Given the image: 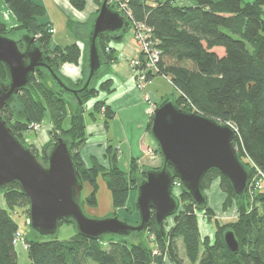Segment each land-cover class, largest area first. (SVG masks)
<instances>
[{
	"label": "trees",
	"instance_id": "obj_1",
	"mask_svg": "<svg viewBox=\"0 0 264 264\" xmlns=\"http://www.w3.org/2000/svg\"><path fill=\"white\" fill-rule=\"evenodd\" d=\"M4 1L15 15L17 25L9 26L0 20V34L13 37L16 32H27L36 36L38 44L52 56V63L59 72L65 63L80 62L82 49L77 42L66 46L51 45L52 24L45 20L46 8L42 3ZM70 1L76 9H85L86 0ZM98 1L100 6L102 0ZM128 9L134 21L151 26L159 39L158 71H147L146 82L157 75L167 77L175 87L177 95L173 98L179 107L229 123L236 129L233 145L251 172L248 189L237 199L228 179L215 167L205 173L202 186L205 191L213 179L220 176L221 188L227 193L225 205L235 201L239 215L227 221L213 217L208 202L198 207L182 186L178 191L173 190L179 208L165 219L163 230L157 226L154 215L146 230L155 235L159 254H154L146 240L135 239L139 232L125 237L105 235L94 239L77 231L69 239H59L54 236L44 238L30 228L32 235L27 236L26 248L30 264H87L88 259L96 264H163L165 254L168 264H264V186L258 188L253 180L258 172L264 175V0H195L193 5H179L175 0H129ZM86 29L81 35L84 40ZM124 34H105L99 39L104 67L117 59L111 43L123 39ZM220 48L222 54L218 53ZM86 71L84 66L83 75L76 80L62 77L72 86H81ZM96 78L90 93L80 103L60 92L47 71L40 70L31 75L30 85L16 96L15 101L4 106L1 114L16 136L27 145L25 133L33 123H42L48 110L52 119L49 141L41 150L34 145L27 146L46 164L47 150L53 141L58 137L68 139L83 180L92 185L88 202L97 203L96 178L102 174L111 192L113 215L131 220L125 216L131 218L134 213L137 217L139 214L135 205L129 206L130 192L137 190L145 169L141 176L137 175L136 158L131 160L129 170L121 169L119 154L113 152L112 146L107 150L110 153L108 164L96 156L85 163L80 154L87 140L85 115L88 113L96 119L103 113L106 124L115 116V110L106 100L97 98L100 92H111V81L106 79L96 85ZM0 79L3 82L8 79L1 64ZM91 98L95 101L87 111L85 103ZM73 101L75 105L71 106ZM150 127L151 121L149 130ZM0 197L4 201L0 203V264H20L16 250L20 243H15V239L21 230L11 212L20 207L29 214V199L18 182L0 189ZM119 211L126 215L121 217ZM199 212L208 215L207 220L213 218L215 231L212 235L202 234ZM228 230L234 232L240 243L235 252L224 241ZM180 248H184V253Z\"/></svg>",
	"mask_w": 264,
	"mask_h": 264
},
{
	"label": "water",
	"instance_id": "obj_2",
	"mask_svg": "<svg viewBox=\"0 0 264 264\" xmlns=\"http://www.w3.org/2000/svg\"><path fill=\"white\" fill-rule=\"evenodd\" d=\"M129 24L109 0H102L85 35L87 75L81 86H72L62 77L36 36L27 32L18 37L0 34V64L8 78L6 82L0 79V189L19 183L29 199L30 227L40 235H54L61 221H72L80 234L90 238L125 237L147 229L153 215L162 231L165 219L179 208L173 195L174 180L178 178L193 202L202 207L207 202L202 178L213 167L228 179L237 199L248 189L251 172L233 145L236 129L229 123L179 107L173 97L159 103L151 116L150 133L159 146L162 165L145 169L139 179L137 224L117 215L87 216L81 197L84 180L68 139L58 137L53 141L44 164L13 132L1 110L30 85L32 74L46 70L60 92L82 103L104 67L99 39L105 34L125 33ZM224 241L233 252L240 247L232 230L225 232Z\"/></svg>",
	"mask_w": 264,
	"mask_h": 264
},
{
	"label": "crops",
	"instance_id": "obj_3",
	"mask_svg": "<svg viewBox=\"0 0 264 264\" xmlns=\"http://www.w3.org/2000/svg\"><path fill=\"white\" fill-rule=\"evenodd\" d=\"M35 1L42 3L46 8L45 20L50 21L54 28L52 40L54 39L55 45L66 46L74 42L80 44L82 49L80 62L78 64L65 63L60 72L61 75L72 80L80 78L83 75L84 66L87 70V50L85 40L81 36L82 30L89 27L95 18L99 9V1L86 0L83 10L76 9L70 0ZM194 1L175 0L179 5H193ZM5 12L4 10V16L10 24L6 23L9 26L17 25L16 18ZM58 12L63 13L65 18H62L64 23L57 28L52 14ZM111 45L117 59L109 66L104 67L98 81L100 83L109 79L112 90L108 93L100 92L97 98L105 99L106 103L115 110V116L106 124L103 113L99 114L96 119H92L87 113V140L80 149L81 157L85 163H89L92 156H96L102 163L108 164L110 153H107V150L109 146H112L113 152L119 154L118 163L122 160L127 162L129 159L130 166L132 158H137L140 168H158L162 165V157L159 146L148 129L152 113L149 112L150 103L146 100V94L148 93L152 101L158 105L164 99L172 96L173 93L171 96L169 95L172 90L168 89L166 93L165 86L158 83L159 78L149 80L146 83L145 91L137 87L131 60L139 54V51L132 31L127 30L123 39L113 42ZM161 77L175 89L167 77ZM90 106L89 109L92 108V104ZM44 139L45 141L41 145L47 143L49 136L46 135ZM201 226L202 230L201 228L200 230L203 235L213 234L205 223Z\"/></svg>",
	"mask_w": 264,
	"mask_h": 264
},
{
	"label": "rangeland",
	"instance_id": "obj_4",
	"mask_svg": "<svg viewBox=\"0 0 264 264\" xmlns=\"http://www.w3.org/2000/svg\"><path fill=\"white\" fill-rule=\"evenodd\" d=\"M4 10L8 14H10L13 18H15V15L7 7L5 1L0 0V20H3L5 22H7L8 24H10L9 20L7 21V19L4 16ZM64 16L65 15H63V13L61 14L59 12L57 14L56 13L52 14V17L55 21L57 28L59 27L60 24L64 23V21H63V19L65 18ZM128 31L133 32L132 27H130L128 29ZM18 35H19V33L16 32L13 35V37H18ZM51 45H55L54 39L52 40ZM218 53L222 54L223 49H221V48L218 49ZM161 76L162 75H157L153 78H159L158 83H161V85H163V87L165 86L164 91L166 93H167L168 89H170V91L172 90L171 92L169 91L170 96H171V93H173L171 97L176 96L177 93H176L175 89H173L171 87V85H169V82H167L166 79H164ZM96 79L99 80L98 77ZM98 84H99V82L97 81L96 85H98ZM94 98L89 99L85 103V108L87 110L91 107L90 106L91 104L92 105L94 104V100H95ZM72 105H75L74 101H73V103H71V106ZM155 105L157 106L156 103H155ZM68 116H69V114H68ZM87 116L88 115L86 114L85 115L86 120L88 119ZM66 119H67L66 123L68 124L69 123L68 117ZM32 125L33 126H31L30 130L25 133L24 141L26 142L27 145L28 144L34 145L38 150H41V148L46 144L45 143L44 145H41L45 141L44 138H46V135H48V136L50 135V131L52 129V119H51L49 111L48 110L46 111L44 118L42 120V123H40L41 126L38 129L35 128V124H32ZM37 142L38 143L40 142L39 144L41 146ZM49 148H48V150H49ZM146 149H148V148L146 147ZM136 164L139 166V164L137 162V158H136ZM119 165L121 166V169H124L125 171L128 170L129 169V159L127 162H125V160H122L119 163ZM143 169H149V167L140 168V166H139V174H137V175L141 176ZM255 176H257V175H255ZM259 177L261 179V183L264 186V177L261 176L260 174H259ZM259 177H258V179H259ZM255 179L256 178L254 177L253 180H255ZM175 180L179 183L178 178H176ZM96 182H97V190H96L97 203L92 204V203L88 202V200H87L88 197L91 196L92 185L88 180H84V186H83L82 196H81L82 197L83 210L87 214V216L92 217V218H105V217L113 216L114 207L112 204L111 192L107 186V180L102 174H99L96 178ZM181 187H182V185L179 186L180 189H181ZM205 194H206V198H207V202H208L209 206L213 209V212L211 214L213 217L217 216L222 221H224V220L227 221V220L234 219L235 217H237L239 215L238 207H237V204L235 201H233L232 204L229 206L225 205V201L227 199V193L224 192L221 188V177L220 176L213 179V181L210 184V187L205 190ZM136 199H137V190H132L130 192V196H129V206H131V207H133L134 205L136 206ZM3 202H4L3 198L0 197V203L3 204ZM136 208H137V206H136ZM119 214L121 215V217H124L126 215L124 211H119ZM11 215L17 221V223L19 225V230H21V236H20V240H19L20 244H18L16 246V250L18 252V261L20 264H30V258L28 256V250L26 249L27 248V236L32 235V232L30 229L31 227L29 224V214H27V212L23 208L16 207L14 209V211L11 212ZM207 216L208 215H205L204 212H199V217H200L199 225L201 226L202 224L205 223V225L210 229L211 233H213L215 231V223L213 222L212 217H208L209 219L207 220ZM125 217L126 218L128 217V219H131V220H126V219H123V220H126L132 224H137L139 221V215L137 217L135 215V213H134V215L131 216V218H130V216H125ZM200 228L202 230V226ZM146 230L147 229L139 232L135 236V239H143L144 241L146 240L153 247V250L159 252L160 248L157 245L155 235L153 233H149ZM76 232H77V227L75 226V224L70 223V222L69 223L68 222H62L60 224L57 232L54 235H48V236L41 235V236H43L44 238L54 236V237H57L59 239H69ZM132 233H134V232H132ZM180 249L184 253V248H180ZM163 256H164L163 264H168L169 262L167 263V255L165 254ZM87 264H96V263L92 259H88ZM153 264H157V263H153Z\"/></svg>",
	"mask_w": 264,
	"mask_h": 264
},
{
	"label": "built area",
	"instance_id": "obj_5",
	"mask_svg": "<svg viewBox=\"0 0 264 264\" xmlns=\"http://www.w3.org/2000/svg\"><path fill=\"white\" fill-rule=\"evenodd\" d=\"M128 2L129 0H109V3L113 4L115 8L120 11H123L129 20V25L133 29L134 38L138 45L139 54L131 60V66L133 67L134 75L137 79V87L143 91L146 89V81H147V71H151L156 73L158 71V61L160 57V50L158 48L159 39L155 36L153 32V28L147 25L145 22L142 21H134L132 19V14L128 9ZM50 32L54 33V28L50 29ZM146 100L150 103L149 104V112L153 113L156 105L152 101L150 95L146 94ZM35 124V128H39L41 125L40 123H33ZM33 126V125H32ZM257 176H254L256 179L255 185L258 188L262 187L261 179L259 174L264 177L261 172L257 173ZM253 177V178H254ZM259 177V179H257ZM263 179V178H262ZM182 183L179 180V183L175 180L173 190H179V186ZM21 236V231L16 234L15 243H19ZM154 254H159L160 252L153 250Z\"/></svg>",
	"mask_w": 264,
	"mask_h": 264
}]
</instances>
